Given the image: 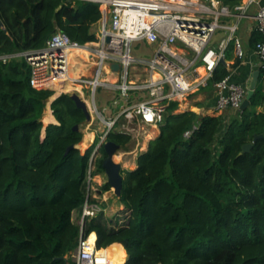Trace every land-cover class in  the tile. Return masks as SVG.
I'll return each instance as SVG.
<instances>
[{
  "label": "trees",
  "instance_id": "obj_1",
  "mask_svg": "<svg viewBox=\"0 0 264 264\" xmlns=\"http://www.w3.org/2000/svg\"><path fill=\"white\" fill-rule=\"evenodd\" d=\"M220 1L234 9L242 0ZM0 17V264H75L81 226L72 215L87 198L91 149L66 152L83 141L74 127L86 116L67 93L52 102L56 120L51 111L44 116L55 92L34 88L30 65L14 55L44 47L58 30L92 41L102 13L87 0H0ZM229 73L221 60L204 89ZM263 79L264 69L250 106L228 123L224 113L175 112L178 102L169 103L136 168L121 169L122 225L104 214L86 225L99 254L129 240L124 264H264ZM108 140L127 149L132 135L111 131ZM106 156L102 146L94 173H105ZM109 190L106 182L101 191Z\"/></svg>",
  "mask_w": 264,
  "mask_h": 264
},
{
  "label": "built area",
  "instance_id": "obj_2",
  "mask_svg": "<svg viewBox=\"0 0 264 264\" xmlns=\"http://www.w3.org/2000/svg\"><path fill=\"white\" fill-rule=\"evenodd\" d=\"M87 1L98 4L102 13L97 23L100 32L94 30V40L80 44L58 30L44 47L14 56L24 57L30 65V84L34 88H49L55 93L62 88L53 100L72 92L85 100L91 122L98 123L102 130L98 135V151L111 131L131 134L137 127H157L170 102L181 103L208 86L230 43L237 56L244 57V45L237 34L240 21L253 4L259 3L242 0L233 9L220 0ZM255 17L261 39L254 49L264 69V4H259ZM219 30H226L227 35L214 47L212 42ZM76 49H86L88 53L71 57ZM142 49L146 56H137ZM114 64L120 68L115 69ZM77 69L78 77H72ZM215 89L217 112L240 110L249 90L231 81L229 75L217 82ZM98 90L110 97L120 91L124 104L113 117L106 118L98 110ZM195 128L186 131L185 136H191ZM95 162L96 157L89 161L87 198L78 221L81 233L71 253L75 264L107 263V258L99 254L103 248L97 244L98 237L92 244L91 233H86L88 221L102 210L95 193L102 194L101 187L107 182L105 173H94ZM97 176V181L103 182L99 189L93 186Z\"/></svg>",
  "mask_w": 264,
  "mask_h": 264
},
{
  "label": "rangeland",
  "instance_id": "obj_3",
  "mask_svg": "<svg viewBox=\"0 0 264 264\" xmlns=\"http://www.w3.org/2000/svg\"><path fill=\"white\" fill-rule=\"evenodd\" d=\"M243 28V23L240 22V28ZM241 28V29H242ZM100 30L98 28L95 29V33H99ZM219 31L216 34V37L218 36ZM241 41L244 45V40L245 37L242 36ZM145 49H142V51H140L137 56L139 57H145L146 53H144ZM78 70L77 69L74 73H72V77H78ZM71 84L68 85L69 88H71ZM62 90L60 89L59 92L54 93V95L52 97H50V99L47 102V107H46V111L44 113V116L47 114L48 111H51L53 114V110H52V102L55 96H58L60 94ZM56 99V98H55ZM194 102L196 103L197 101H199V97H195L194 99H191L190 102ZM124 104L123 101V97L120 94V91H116V94L114 97H110L109 95L105 94L103 90H98L96 92V105L98 107V110L100 112H102V114L106 117V118H110L113 117V115L119 111L121 105ZM183 110H185L184 108H182ZM193 111H198L197 109H193ZM221 113H224L225 115H227V117H229L227 119V122L230 121L231 117L236 113L235 109L232 110H228L227 111H218ZM201 114H204L203 111L199 112ZM44 118V117H43ZM44 123V129L42 131V137H45L46 134V126L49 123L43 122ZM58 123V122H57ZM163 124L160 123L157 127L158 129H160L161 125ZM155 127L153 126H147L145 128H135V130L132 131V140L130 142V145L128 146L127 149L121 147V149L115 154V161L120 162L122 165V169H135L136 166H134V162L136 161L138 155L140 153H142L143 151H145L147 149V145L146 143L148 142V138H151L150 136H148L150 134V132H152V130ZM80 130L84 133V137H83V141L78 144L79 149L81 150V152L84 154L88 149H91V159H95V157L97 158L98 156H100V150L98 151V143H99V138L98 135H100V133L102 132V130L99 127V124L94 122L92 123L91 120L89 122L84 121L81 125H80ZM90 133H93V139L92 141H90L89 143H87V146H83L82 144L85 142V136L86 134L90 135ZM153 135V134H152ZM153 137V136H152ZM137 163V161H136ZM99 179V177H96V181L93 182V186L96 187L97 189L100 188V186L102 185L103 182H99L97 181ZM102 181H105V177L102 176L101 177ZM99 182V183H98ZM95 195L97 196V200L98 203L101 205L102 210L100 212H98V215H102L104 214L105 217H107L108 219H114L116 221L121 220L119 225H122V223L124 222V218L127 215V211H125V207L124 205L120 204L121 202L119 200H117L116 195L113 192V189L111 188V190L106 191L102 194L99 193H95ZM73 220L75 222L78 223V221L80 220V213L78 212H73ZM107 251V250H106ZM125 251L126 254L120 250V252H122L125 256L128 255L126 247H125ZM106 257V255H105Z\"/></svg>",
  "mask_w": 264,
  "mask_h": 264
},
{
  "label": "crops",
  "instance_id": "obj_4",
  "mask_svg": "<svg viewBox=\"0 0 264 264\" xmlns=\"http://www.w3.org/2000/svg\"><path fill=\"white\" fill-rule=\"evenodd\" d=\"M259 4H264V0H259V3L253 4L249 8L247 15L244 16L240 21L243 23V28L241 27L242 28L241 29L239 27L237 34H238L239 38H241L242 36L245 37V40H244L245 55H244V57L239 58L237 56L235 50H234L233 44L230 43L229 47L226 51V55H225L226 57L223 58L225 60V63L227 65L229 71H230L229 76H230L231 81L245 85L248 88H250V85L252 83L255 72L258 71L259 75H260L261 70L263 69L262 64H261V60H260L259 56L257 55V53L254 49V46H252V44H251L252 35L254 33L259 35V32L256 28L257 20L255 17ZM225 21L227 23L230 22V20H228V19H225ZM97 25L98 24L94 25L93 31L97 28ZM217 32H216V34H217ZM216 34H215L213 42H212V45L214 47H218L219 42L226 37L227 31L226 30H219L217 37H216ZM75 54H77V53H75ZM258 82H259V77H258L257 84H258ZM262 82L264 83V79L262 80ZM60 89H62V88H59V90ZM197 96L199 97V101H197L196 103H194L192 101L190 102L191 99H194ZM215 103H216V89H213V91H208V90H205L203 87L199 91H197L196 93L191 94L188 97V99L182 101L181 103L178 102V108L175 110V112H181V111H185V110H192L193 111V109H197L198 111H196V112H198V113L203 111L204 114L205 113L220 114V112H217L214 110ZM182 108H184L185 110H183ZM228 110H232V109L229 108ZM225 111H227V110H225ZM53 116H54V114H53ZM54 118H55V116H54ZM228 118L229 117H227V119ZM55 120H56V118H55ZM159 133H160V129H158V127H155L153 129V131L150 132V135H148L151 138L148 137V142L146 143V145L148 146L150 139L155 138L156 136L159 135ZM134 166H137L136 161L134 162ZM75 212L80 213L79 210H75Z\"/></svg>",
  "mask_w": 264,
  "mask_h": 264
},
{
  "label": "water",
  "instance_id": "obj_5",
  "mask_svg": "<svg viewBox=\"0 0 264 264\" xmlns=\"http://www.w3.org/2000/svg\"><path fill=\"white\" fill-rule=\"evenodd\" d=\"M0 26H2V27L4 26V22L1 19V17H0ZM222 61L225 63L224 59H222ZM113 67L115 69H119L120 65L114 64ZM258 77H259V72L256 71L254 74L252 83L250 85V88L248 90V93L246 95V98L244 99V101L242 103L241 110H244L250 106V100H251L253 94L255 93ZM70 96H71V99L75 102L76 106L84 112V114L86 116L85 121L89 122L91 120V113L88 109V106H87V103L85 102V100L77 92H72L70 94ZM74 130L80 131V126L75 125ZM259 136L260 135H257L255 137L254 141H256V139ZM252 144L253 143L245 144L243 147V152L249 151L252 147ZM103 147L107 153V156L104 158L103 163H102L107 182L111 185V188L113 189L114 194L117 197H120L122 194V190H123L124 178H123V175L121 174L122 165L120 162L115 161V154L121 149V146L118 143H116L115 141L107 140ZM73 148H79V147H78V145H74V144L70 145L67 149L66 155ZM121 243H123L124 246L126 247L129 243V240L121 241ZM64 258L68 259L67 256ZM129 258H130V256L127 255L126 261ZM160 264H162V263H160Z\"/></svg>",
  "mask_w": 264,
  "mask_h": 264
},
{
  "label": "bare ground",
  "instance_id": "obj_6",
  "mask_svg": "<svg viewBox=\"0 0 264 264\" xmlns=\"http://www.w3.org/2000/svg\"><path fill=\"white\" fill-rule=\"evenodd\" d=\"M74 55L77 54H86L88 51L86 49H76L74 50ZM77 53V54H75ZM153 131V130H152ZM152 134V133H151ZM150 135V134H149ZM148 138V137H147ZM93 139V133H90V135L86 134L85 136V142L82 144L83 146H87V143L92 141ZM116 158V157H115ZM116 160V159H115ZM96 236L92 235L89 240L92 244H95ZM125 246L121 242L113 243L107 248V251L105 252L107 263L106 264H124L126 262L127 256H125L120 250H124Z\"/></svg>",
  "mask_w": 264,
  "mask_h": 264
}]
</instances>
